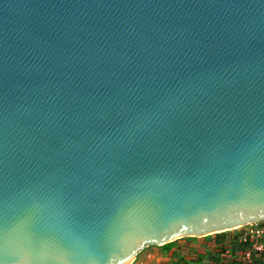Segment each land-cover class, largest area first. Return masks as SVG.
<instances>
[{
	"label": "water",
	"instance_id": "water-1",
	"mask_svg": "<svg viewBox=\"0 0 264 264\" xmlns=\"http://www.w3.org/2000/svg\"><path fill=\"white\" fill-rule=\"evenodd\" d=\"M263 220L264 0H0V264Z\"/></svg>",
	"mask_w": 264,
	"mask_h": 264
},
{
	"label": "rangeland",
	"instance_id": "rangeland-1",
	"mask_svg": "<svg viewBox=\"0 0 264 264\" xmlns=\"http://www.w3.org/2000/svg\"><path fill=\"white\" fill-rule=\"evenodd\" d=\"M239 229L242 228H236L225 231L223 232V234H221V238L230 239L231 236L238 235L237 233L240 231ZM218 235L214 233L205 238L199 237V239L197 240H192L191 243L186 242V240H182V242L179 241L178 243L179 245H182V247L179 249L178 254L174 256L171 255L172 254L171 252L166 254L161 248V246H156V245L149 246L138 254L137 259L134 261L133 264H175L180 256H184L186 259L184 261L182 260L181 264H199L195 259L196 257L195 252L203 253L207 250H210L213 244L215 243V240L219 238ZM210 251L213 250L211 249ZM208 264H221V263L209 262Z\"/></svg>",
	"mask_w": 264,
	"mask_h": 264
},
{
	"label": "built area",
	"instance_id": "built-area-1",
	"mask_svg": "<svg viewBox=\"0 0 264 264\" xmlns=\"http://www.w3.org/2000/svg\"><path fill=\"white\" fill-rule=\"evenodd\" d=\"M236 237L237 243L245 245L244 249L232 251L227 248L221 253V257L237 259L247 264L256 261L264 262V220L252 222L240 227Z\"/></svg>",
	"mask_w": 264,
	"mask_h": 264
},
{
	"label": "trees",
	"instance_id": "trees-1",
	"mask_svg": "<svg viewBox=\"0 0 264 264\" xmlns=\"http://www.w3.org/2000/svg\"><path fill=\"white\" fill-rule=\"evenodd\" d=\"M215 234H217V235L219 234L218 235L219 238L215 240V243L213 244V246L211 248L213 251H210L211 250L210 249V250H207L203 253H196L195 252V256H196L195 259L197 260V262L199 264H208L209 262L221 263V264H224V263H227V264H229V263H231V264H247L244 261H238L235 258L231 259V258L221 257V253L225 249L229 248L232 251H235L237 249H244L245 245H243V244L239 245L237 243V241L235 240L236 237H234V236H231L230 239L229 238L222 239L221 234H223V232L215 233ZM208 236H210V235H208ZM205 237H207V236H205ZM197 239H199V237H193V236L183 237V238H179L173 242L167 243V244L161 246V248L163 249V251L166 254L171 252L172 253L171 255L174 256V255L178 254L179 249L182 247V245H179V243H178L179 241L182 242V240H186V242L191 243L192 240H197ZM182 260L183 261L186 260L184 256H180L175 264H181ZM254 264H264V262L256 261Z\"/></svg>",
	"mask_w": 264,
	"mask_h": 264
}]
</instances>
